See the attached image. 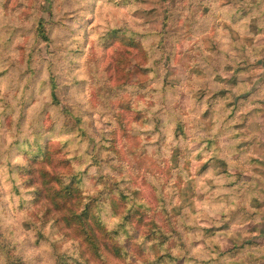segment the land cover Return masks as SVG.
<instances>
[{"label": "rangeland", "instance_id": "1", "mask_svg": "<svg viewBox=\"0 0 264 264\" xmlns=\"http://www.w3.org/2000/svg\"><path fill=\"white\" fill-rule=\"evenodd\" d=\"M0 264H264V0H0Z\"/></svg>", "mask_w": 264, "mask_h": 264}]
</instances>
